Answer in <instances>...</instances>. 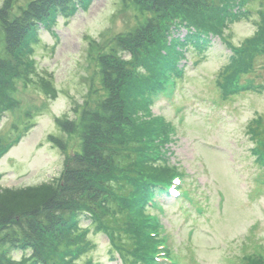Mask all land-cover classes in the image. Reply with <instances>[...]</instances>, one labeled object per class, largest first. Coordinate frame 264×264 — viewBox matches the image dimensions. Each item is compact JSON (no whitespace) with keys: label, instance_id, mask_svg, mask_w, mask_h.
Listing matches in <instances>:
<instances>
[{"label":"trees","instance_id":"obj_1","mask_svg":"<svg viewBox=\"0 0 264 264\" xmlns=\"http://www.w3.org/2000/svg\"><path fill=\"white\" fill-rule=\"evenodd\" d=\"M10 1L0 7V116L18 105L10 94L17 82L27 86L35 76L33 54L40 28L51 30L60 14L70 18L93 2L31 0L12 13ZM124 1L138 6L143 20L126 34H117L98 56L106 96L82 113L81 151L67 158L57 180L0 190V264H81L95 245L88 236L92 228L109 237L112 255L118 253L124 264H156L154 245L164 238L146 210L147 200L165 192L176 172L169 167L162 171L154 163V137L165 134L167 126L147 119L148 97L165 88L183 47L204 53L213 46L211 35L225 40L230 23L254 14L256 33L233 48L218 84L226 96L264 89L253 76L257 59L264 57V0ZM252 4L258 9H251ZM51 140L66 149L61 139ZM261 142L264 154V138ZM13 144L0 139V157ZM18 252L21 256L15 257ZM262 253L248 254L241 264H264Z\"/></svg>","mask_w":264,"mask_h":264},{"label":"rangeland","instance_id":"obj_2","mask_svg":"<svg viewBox=\"0 0 264 264\" xmlns=\"http://www.w3.org/2000/svg\"><path fill=\"white\" fill-rule=\"evenodd\" d=\"M30 1L11 0V12ZM90 6L69 19L60 14L51 30L40 28L35 76L27 86L17 82L10 94L18 105L0 116V139L26 133L0 159V190L57 180L67 158L81 151L82 113L106 96L98 56L117 34L143 20L138 6L124 0H94ZM251 9H258L257 4ZM256 17L231 23L227 39L216 36L206 52H189L174 91L154 98L151 113L161 116L170 136L162 152L171 153L165 166L157 165L162 171L169 167L186 173L182 186L188 192L177 201L159 198L176 264H241V258L259 250L264 258V165L257 153L264 138V89L226 97L218 84L231 46L245 44L256 33ZM255 65L253 76L264 84V57ZM66 118L70 125L64 127ZM55 137L66 144L65 150L51 140ZM192 195L197 203H190ZM89 222L82 219L84 225ZM88 236L95 245L82 264L88 257L94 264H124L118 253L112 255L105 233L92 228Z\"/></svg>","mask_w":264,"mask_h":264}]
</instances>
